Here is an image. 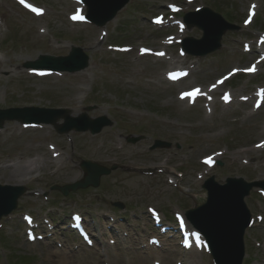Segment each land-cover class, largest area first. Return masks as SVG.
Here are the masks:
<instances>
[{
	"label": "rangeland",
	"instance_id": "374dc122",
	"mask_svg": "<svg viewBox=\"0 0 264 264\" xmlns=\"http://www.w3.org/2000/svg\"><path fill=\"white\" fill-rule=\"evenodd\" d=\"M26 1L42 10V16H34L13 0H0V110L67 109L76 117L90 107L86 113L89 118L105 117L111 126L96 136L73 132L58 136L50 127L35 132L24 131L13 122L4 124L0 185H19L29 193L19 199L17 210L0 222V264H57L60 250H65L62 253L71 264H110L116 258L103 252L98 254L90 248L73 252L79 239L65 235L56 226L68 223L73 213L84 215L99 229L109 227L113 220L134 237L142 236L138 243L142 247L151 236L147 208L161 211L165 220L174 223V214L184 215L205 202L206 192L201 186L210 177L219 184L226 178L264 180V149L254 148L264 140V106L255 112L252 102L243 105L238 101L225 108L216 100L212 111L205 108L211 103L207 100L214 101L209 89L229 70L240 69L243 75L231 78L224 89L216 87V91H229L238 98L251 95L258 87L264 89V64L255 67L251 76L244 75L250 60L241 49L243 43H249L245 35L260 38L264 32V0H130L102 29L71 24L67 15L76 10L65 0ZM169 7L177 8L178 15L171 16ZM200 8H209L237 29L223 36L218 52L205 58L186 56V61L179 57L172 39V59L193 64L195 73L170 85L163 76L171 71L167 63L158 57L138 55L140 49L159 53L162 43L169 41L163 40L170 36L169 28L154 27L151 19L173 22ZM253 8L255 17L243 25L246 12ZM102 31L107 33L105 38ZM187 37L200 39L201 32L187 29L176 40ZM72 46L81 48L89 58L84 73L59 78L25 75L26 63L44 55L65 57ZM111 46L130 47L132 51L121 52ZM192 87L207 96L197 97L190 107L191 101L179 100L178 94ZM126 138L141 139L131 144ZM160 140L171 148L150 151L154 141ZM52 147L59 158L51 157ZM217 156H221L216 160L221 167L203 164L204 158ZM81 161L108 169L115 166L116 170L101 178L97 189L77 191L65 198L52 191L82 179L77 166ZM115 203L123 204L124 210L114 208ZM245 203L253 222L244 236L243 264H264V198L253 190ZM27 214L34 224L54 228L49 241L27 242L28 227L22 223V216ZM258 216L263 217L261 224L257 223ZM34 235L42 236L38 232ZM69 238L72 245L67 242L65 247L62 241ZM48 249L56 256L47 258ZM189 252L181 255L178 248L170 247L169 253L158 254L169 256L162 264H213L203 248ZM156 258H149L147 264ZM119 260L117 264H138L137 256L130 253Z\"/></svg>",
	"mask_w": 264,
	"mask_h": 264
},
{
	"label": "water",
	"instance_id": "95a60500",
	"mask_svg": "<svg viewBox=\"0 0 264 264\" xmlns=\"http://www.w3.org/2000/svg\"><path fill=\"white\" fill-rule=\"evenodd\" d=\"M87 1L90 15H95L96 13L100 15L101 11L102 14H105V19L101 22V26L111 20L126 3L123 2L107 13L105 4L100 0ZM197 15H205L211 19L210 24H196L204 33L203 39L195 42L198 47L197 53L205 55L219 48L221 36L231 27L227 26L219 16L212 14L208 10H203ZM188 25L191 26V24ZM186 43L190 44L192 41L187 40ZM185 48L188 49V45H185ZM32 67H43L58 71L68 70L71 72L87 67V59L79 50H76L67 59L57 60L41 57ZM66 114V112L35 109L10 110L0 112V125L5 120L54 124L57 119L62 117L65 123L57 128L60 133H67L70 130L77 132L90 130L91 133L95 134L99 133L103 127L110 126V123L105 118L90 121L83 115L78 120H73L67 117ZM78 121H82L85 126H81ZM154 147L169 148L170 146L166 143L155 142ZM81 168L85 172L84 180L79 184L59 188L58 190L63 195H67L70 191H76L77 189L97 188L100 177L110 173L105 168L88 163H82ZM226 183L225 186L220 187L213 182V179H210L204 186L208 194L206 203L196 210L188 212L187 217L191 224L207 239L216 264H241L243 258V234L250 221L243 199L253 187L264 189V182L247 185L241 179H228ZM22 193L23 190L21 189L0 188V218L16 208L17 199Z\"/></svg>",
	"mask_w": 264,
	"mask_h": 264
},
{
	"label": "bare ground",
	"instance_id": "6f19581e",
	"mask_svg": "<svg viewBox=\"0 0 264 264\" xmlns=\"http://www.w3.org/2000/svg\"><path fill=\"white\" fill-rule=\"evenodd\" d=\"M244 38H246V40L250 39L246 35L244 36ZM250 40L254 41L255 39H250ZM260 58L261 59L264 58V54H260ZM253 60L256 61V66H258V67H260V65H262V63H263V61L258 60L257 58H253ZM165 61H167V64L169 67H175V64L171 61V59L164 58L163 62H165ZM184 65L185 64L182 65L183 70H181V71H184L186 74H192L193 70L191 69V67H184ZM174 73H176V72H172V73H170V75L174 74ZM219 96L222 97V96H225V94L221 93ZM231 96H232V94L226 95L225 97L229 98ZM6 129L4 127V129L0 131V134H4ZM38 129H40V131H41L42 129H45V126L44 127H38ZM108 220H109V218L107 219V221ZM89 224H91L90 221H89ZM119 226L120 225L113 224V225H110L109 227H107L104 225L103 230H101L102 233H106L108 235L109 239H111L112 236H116L117 241H119V242H117L114 246H108L107 247V246H105V244L101 238V233H99L98 242H101V243L100 244L98 243V244L100 245V248H99V250H97L95 248V250H96V252H98V254L100 251H103L105 256L109 257V255H111L114 259L116 258L110 264H113V263L117 264L118 262H120L119 259L122 256L127 255L128 253L137 256L138 264H147L149 258L151 259V258H154L155 255L156 256L158 255L157 251H152L153 248L148 247V248H145L144 250H143V248H139L138 242L136 241V237H139V235H136V237H134V234L127 233L126 230H128V229H125V226H123V227H121V226L119 227ZM38 228H40L42 231L44 230V227L42 225ZM110 231H112V233ZM99 232H100V230H99ZM199 243H202V241ZM67 244L65 243V247H67ZM68 245L70 246L71 244L69 243ZM76 248H74V249H76ZM64 251H61V250L59 251V253H60L59 255L62 257L57 256L58 257L57 258V264H71V262H69V260H68L69 259L68 256L66 257V255H64L62 253ZM108 251H111L112 253H109ZM73 252H75V251H73ZM189 253H191V252H189ZM53 254L54 253L52 252L51 249L50 250L48 249L46 252L47 258L48 257L51 258L53 256ZM138 254H139V256H138ZM140 255H142V256H140ZM54 256H56V254H54ZM101 256H103V255L101 254ZM168 259H169L168 255H161V256H157V258L154 260L155 262H152V263L155 264V263L159 262L160 264H162L163 260H164V262H166V260H168ZM127 260L129 261V259H127ZM260 262H262V261H260ZM254 263H256V261H254ZM132 264H134V263H132Z\"/></svg>",
	"mask_w": 264,
	"mask_h": 264
},
{
	"label": "snow or ice",
	"instance_id": "6c2138e0",
	"mask_svg": "<svg viewBox=\"0 0 264 264\" xmlns=\"http://www.w3.org/2000/svg\"><path fill=\"white\" fill-rule=\"evenodd\" d=\"M21 2H24V0H21ZM34 10H35V11H39V10H37V9H34ZM74 18L83 19V17H80V16H77V17H74ZM185 95H190V94L186 93Z\"/></svg>",
	"mask_w": 264,
	"mask_h": 264
}]
</instances>
